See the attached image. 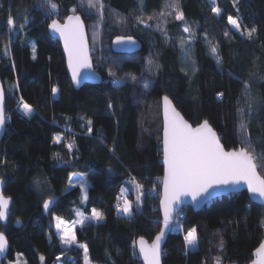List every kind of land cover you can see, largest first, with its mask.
I'll list each match as a JSON object with an SVG mask.
<instances>
[{
	"label": "trees",
	"instance_id": "16d2710c",
	"mask_svg": "<svg viewBox=\"0 0 264 264\" xmlns=\"http://www.w3.org/2000/svg\"><path fill=\"white\" fill-rule=\"evenodd\" d=\"M171 2L100 0L101 16L100 3L89 7L87 0H53L56 10L43 0H0V78L7 122L0 180L5 182L4 196L12 200L9 223L0 227L10 249L0 264H85L80 245H87L90 264H142L138 240L143 237L151 244L163 227L164 96L193 127L208 120L227 151L248 147L241 144L245 133L239 127L238 109L244 108L251 149L264 160V0H179L194 32L191 41L183 32L185 21L174 19ZM214 6L220 8L219 16L212 12ZM73 14L85 21L90 48L91 27L101 31L104 46L100 60H94L102 83L80 90L71 84L60 43L48 32L53 19L63 23ZM9 15L16 22L11 30ZM229 16L239 20L241 32L255 27L252 38L233 31ZM118 37L139 40L141 51L114 54L111 43ZM182 39L190 59L184 58ZM209 42L217 46L220 64ZM149 58L159 65L154 74L147 70ZM245 82L254 98L250 115L242 92ZM53 87L58 89L55 96ZM21 99L33 107L30 116L22 113ZM55 136L63 137L59 144ZM258 170L264 174V169ZM74 174L90 183L86 200L79 186L68 189ZM133 178L143 185L139 206ZM123 195L133 202L130 216L117 211ZM55 199V206L44 214L43 202ZM93 208L104 219L87 220L75 231L79 247L63 250L54 219L73 223L79 213L90 217ZM176 221L181 227L167 238L163 264H216L215 257L221 264H251L264 240V207L252 203L246 192L216 199L197 213L184 208ZM192 228L198 245L188 249L183 237Z\"/></svg>",
	"mask_w": 264,
	"mask_h": 264
},
{
	"label": "snow or ice",
	"instance_id": "6c2138e0",
	"mask_svg": "<svg viewBox=\"0 0 264 264\" xmlns=\"http://www.w3.org/2000/svg\"><path fill=\"white\" fill-rule=\"evenodd\" d=\"M89 7H96L100 0H87ZM83 3V0H82ZM215 3V0H213ZM43 5L50 7L52 10L57 9V4L53 3V0H43ZM143 5V0H141ZM176 14L174 19L177 21H185V16L180 8L179 0H172L168 5ZM103 5L100 3V12L102 16ZM212 12L217 16L220 15L219 7H212ZM75 12V9H73ZM171 14V13H169ZM163 15V13H162ZM149 20L152 17H148ZM27 18H25V23ZM7 26L9 30L15 27L14 18L9 15L7 19ZM228 23L233 26L237 32H241V23L237 18L232 16L228 17ZM23 27V25H21ZM49 28L52 32L58 33L63 39L64 50L67 53L68 67L72 71V80L79 85L82 79L89 78L90 75L94 76L93 64L90 56V50L86 40L84 24L78 15H72L67 17V21L61 24L58 20L53 19L49 24ZM183 32L189 33V40L194 38V32L192 28L185 21ZM256 32V28L253 27L250 30L245 29L241 32L242 35L246 33L249 39L252 38ZM227 36L228 33L226 32ZM122 38H117L116 43H122ZM210 44V50L213 56L216 57L217 64L221 63L220 57L217 55V46ZM8 45H5V51H7ZM181 50L183 51L184 58L190 59V48H184V41L181 40ZM33 53H35V46H33ZM35 59V55H33ZM193 63H195L193 61ZM149 72H154L159 69V65L154 61L148 59ZM84 70H87L86 72ZM110 75H115L114 72H109ZM133 81H136L135 76H131ZM114 83L120 84V80H115ZM148 81H143V87L148 88ZM58 92L56 87L52 88V94L55 96ZM243 95L248 100V113L251 114L254 98L251 94V87L248 82L243 84ZM223 93H218L219 97H223ZM164 103V124H163V164L165 174L163 177V198L161 199V208L163 210V227L156 235L153 242L149 245L147 241L141 237L138 241L139 253L142 255L145 264H160V252L161 241L165 236V230H169L173 226L174 214L178 206L184 202L183 198L190 197L192 202L199 205L201 202L208 200L210 197L217 194L218 190L223 187H236L244 184L250 193L258 195L264 198V174L258 169H264V160L257 163V157L254 154V149H251V140L247 136L248 124L245 122V109H238L239 113V127L245 136L241 140L242 145H248V147H240L233 151H226L224 146L220 142V138L213 130L208 120H204L197 127H193L178 113L167 96L163 97ZM20 107L22 108L26 116H30L33 112V107L20 101ZM111 108L112 105L109 104ZM5 109H4V92L0 89V130L5 125ZM92 121L87 120V131L92 133L91 127ZM55 143L61 142L60 136L54 137ZM67 147L71 150L72 145L68 144ZM56 158L59 159V154H56ZM72 180V177H69ZM3 183V181H0ZM39 185V181H36ZM136 190L135 203L139 206L144 196L143 185L136 182L135 178L131 181ZM155 191V186L152 189ZM81 191L85 192L84 199H87L86 188L84 184H81ZM123 191H127L124 189ZM11 203V197H5L0 192V221L6 220L8 217L9 205ZM52 200H45L43 202V208L49 209ZM133 210V202L127 198L124 199L122 206H117V211L122 212L126 216H130ZM58 222L56 228L60 233V240L64 245L76 244L77 239L73 231H70L61 226L64 221L60 217L55 218ZM104 219V215L96 208L92 209L91 216H81L79 223L84 224L86 220L101 221ZM178 225V221H177ZM186 248H196L198 245L197 230L192 228L187 231L183 237ZM7 239L4 233H0V254L4 253L7 248ZM135 246V245H134ZM224 246L223 239L220 240L218 247L222 250ZM83 248L85 254V264H90L88 260V247L87 245H80ZM257 259L253 261V264H264V243H261L260 247L255 253ZM59 259V257H57ZM216 264H221L220 257L214 258ZM40 260L43 262L44 257L41 256Z\"/></svg>",
	"mask_w": 264,
	"mask_h": 264
},
{
	"label": "water",
	"instance_id": "95a60500",
	"mask_svg": "<svg viewBox=\"0 0 264 264\" xmlns=\"http://www.w3.org/2000/svg\"><path fill=\"white\" fill-rule=\"evenodd\" d=\"M73 15H77V14H73ZM72 16V15H70ZM80 16V15H78ZM83 24H84V30H85V35H86V40H87V43H88V47H89V50H90V56H91V60H92V64H93V70L95 72V75L92 76L90 75L89 78H85V79H82L81 82L79 83V85H77L76 83L73 82L72 80V71L71 69L68 67V59H67V53L65 52L64 50V42H63V39L59 36L58 33H54L50 30V28L48 27V32H49V35L56 41H58L61 45V48H62V52H63V55H64V58H65V63H66V69H67V73H68V76L70 78V81H71V84L73 86V88L75 90H80L82 87H84L85 85H92V86H97V85H100L102 83V75L98 72L95 71L94 69V63H93V59H92V55H91V48H90V44H89V39H88V34H87V29H86V24H85V21L83 20V18L80 16ZM67 21V18L66 20L63 22L65 23ZM60 22V21H59ZM61 23V22H60ZM61 23V24H63ZM118 38H122L123 39V42L122 43H119L117 44L116 41H117V38L114 39L111 43V50L114 54H117V55H133V54H136V53H139L142 49V43L133 38V37H118ZM85 72L87 70H84ZM0 89H3V92H4V109H5V118H6V95H5V91H4V86H3V83L1 81V78H0ZM172 103V102H171ZM172 107L175 108V110L180 113L176 107L172 104ZM180 115L183 117V115L180 113ZM184 118V117H183ZM185 119V118H184ZM162 122L164 124V103H163V98H162ZM6 119H5V125H4V128L2 130H0V153H1V143L3 141V138L5 136V132H6ZM190 124V123H189ZM214 130V129H213ZM215 131V130H214ZM216 132V131H215ZM218 136V134H217ZM219 137V136H218ZM221 142V140H220ZM222 144V143H221ZM226 150V149H225ZM227 151V150H226ZM162 152H163V133H162ZM163 168H164V164H163ZM164 174H165V169H164ZM164 177V176H163ZM0 181H3V180H0ZM4 187H5V182L3 181V183H0V192L3 193L4 195ZM243 192H246L248 194V197L250 199V201L256 205H259L261 207H264V198H261L259 197L258 195H254L252 193H250L247 189V186L244 185V184H241V185H238L236 187H221L217 194L210 197L208 200L206 201H203L201 202L199 205H196L194 202H192L191 198L190 197H185L183 198L184 202L181 203L177 210H176V213L177 214H174V221H173V226H174V223H175V220L178 216V214L184 209V208H191L195 213L201 211L208 203L216 200V199H219V198H222V197H226V196H229V195H233V194H239V193H243ZM163 198V179H162V187H161V199ZM161 199H160V202H161ZM53 203L50 204L49 206V209L45 210L43 208V212L44 214H48V212L55 206L57 200H52ZM11 207H12V200H11V203L9 205V210H8V217L6 220H2L0 221V227H5L8 225L9 223V219H10V210H11ZM160 211H161V215H162V219H163V210L161 208V204H160ZM21 223L20 222H15L14 223V226L17 227V228H20L21 227ZM172 226V227H173ZM172 232V228L169 229V230H165V236L164 238L162 239L161 241V252H160V264H163V261H162V255H163V249H164V245L167 241V238L168 236L171 234ZM2 233V232H0ZM6 236V235H5ZM6 239H7V248H6V251L2 254H0V260L4 261L7 259L8 257V254H9V249H10V244H9V241H8V238L6 236ZM139 241V240H138ZM147 241V240H146ZM148 243V242H147ZM264 243V240L263 242ZM149 244V243H148ZM150 245V244H149ZM256 251L252 254V257H253V261H255L257 259L256 255H255ZM137 254L140 258V261L142 264H145V261L142 257V255L139 253V246H138V242H137ZM253 261L251 262V264H253Z\"/></svg>",
	"mask_w": 264,
	"mask_h": 264
},
{
	"label": "rangeland",
	"instance_id": "374dc122",
	"mask_svg": "<svg viewBox=\"0 0 264 264\" xmlns=\"http://www.w3.org/2000/svg\"><path fill=\"white\" fill-rule=\"evenodd\" d=\"M230 25V24H229ZM230 27H231V29L233 30V31H235L236 33H238V34H241V32H237L234 28H233V26L232 25H230ZM91 32H92V39H93V45H92V48H91V55H92V59H93V63H94V69H95V71L96 72H98L97 71V69H96V66L98 67V63L96 62V61H94L95 59H99L100 60V56H102V53H103V51H104V46L102 45V43H101V41H100V35H101V31H99L98 32V29L97 28H95V27H91ZM189 41H191V40H189ZM97 63V64H96ZM99 73V72H98ZM21 111H22V113L24 114V112H23V110H22V108H21ZM61 137V141H62V139H63V137L62 136H60ZM59 144V143H58ZM258 159H257V161H262L261 159H260V157H257ZM81 184H84L85 185V188H86V195H87V192H88V189H89V187H90V183L88 182V180L85 178V176L84 175H82V174H74V175H72V180L69 182V185H68V189H72V188H74V187H76V186H79L80 188H81ZM83 193V196H85V192H82ZM123 194H124V192H123ZM124 199H125V197H124V195H123V197H122V199H121V202H120V205L122 206V204H123V201H124ZM120 214H122V215H124L122 212H120ZM81 216H84V214H81V213H79L78 215H77V219L73 222V223H68V222H65L63 219V221H64V224L61 226L62 228H66V229H68V230H70V231H73L74 233H75V231H76V229L77 228H79V227H81L82 225L79 223V220H80V218H81ZM54 221H55V233H56V236L58 237V239L60 240V233L58 232V230H57V228H56V224H57V220L56 219H54ZM89 221H96V220H89ZM87 222V220L84 222V224ZM83 224V225H84ZM180 225H177V222H176V220H175V223H174V226L172 227V231L173 232H178L179 231V229H180V227H179ZM60 242H61V240H60ZM61 246H62V248H63V250H70V249H72V248H75V247H79V245L77 244V242H76V244H73V245H71V246H69V245H64V244H62V242H61ZM188 249H195V248H188ZM16 264H21L20 263V261L18 260V262L16 263Z\"/></svg>",
	"mask_w": 264,
	"mask_h": 264
},
{
	"label": "bare ground",
	"instance_id": "6f19581e",
	"mask_svg": "<svg viewBox=\"0 0 264 264\" xmlns=\"http://www.w3.org/2000/svg\"><path fill=\"white\" fill-rule=\"evenodd\" d=\"M140 259V258H139Z\"/></svg>",
	"mask_w": 264,
	"mask_h": 264
},
{
	"label": "built area",
	"instance_id": "2783aa9c",
	"mask_svg": "<svg viewBox=\"0 0 264 264\" xmlns=\"http://www.w3.org/2000/svg\"><path fill=\"white\" fill-rule=\"evenodd\" d=\"M177 222V221H176Z\"/></svg>",
	"mask_w": 264,
	"mask_h": 264
}]
</instances>
